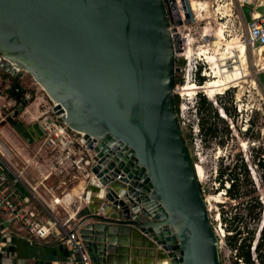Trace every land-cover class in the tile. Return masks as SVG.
<instances>
[{
    "label": "water",
    "instance_id": "1",
    "mask_svg": "<svg viewBox=\"0 0 264 264\" xmlns=\"http://www.w3.org/2000/svg\"><path fill=\"white\" fill-rule=\"evenodd\" d=\"M170 24L165 0H0L1 68L29 73L95 152L74 227L92 264H221L176 111ZM24 110L13 129L30 145L43 133Z\"/></svg>",
    "mask_w": 264,
    "mask_h": 264
},
{
    "label": "rangeland",
    "instance_id": "2",
    "mask_svg": "<svg viewBox=\"0 0 264 264\" xmlns=\"http://www.w3.org/2000/svg\"><path fill=\"white\" fill-rule=\"evenodd\" d=\"M187 1L202 3L205 9L192 11L191 20L183 19L181 30L186 40L195 52L200 46L206 45L211 52L210 55L220 53L228 44L233 46L234 56L226 61V68L232 70L238 60V46L245 44L246 25L255 12L262 11L264 0ZM166 6L167 9L171 8L168 2ZM172 14L170 25L174 27L176 20L174 9ZM245 56L249 69L246 81L241 83V86L228 87L211 100L202 90H196L194 94L186 96L181 91L182 85L188 81L199 84V76L204 77L202 82L204 83L209 78L206 74L211 65L195 53L189 59H185L182 54H177L174 58L177 68L175 78L178 81L174 95L178 104L180 129L191 160L194 164L200 163L204 170L199 184L207 201L209 218L214 231L218 233V230H221L220 233H223V236L219 237L221 264H235L236 261L235 250L227 244L223 217H226L230 225L237 227L243 235L253 233L252 246L259 240L261 224L264 220V179L262 170L257 166V159L264 151V147L258 146V143L264 142V70L257 65L256 54L247 47ZM196 67L199 69L198 73L195 71ZM15 83L32 95V98L24 102L25 106L29 107L28 111L24 113V110L19 115V121L24 125L36 123V118H31V114L38 116L44 110L51 108L53 102L26 71H22V76H19L12 75L3 68L0 69V140L11 148L12 145L8 141L10 137L16 144L13 150L10 149L14 151L13 159L21 165H26V159L34 163L41 159L45 148L40 147L37 142L27 144L13 129L15 121L12 119V114L17 108L14 106V100L21 97L14 99L10 93V88ZM199 97H204L206 100L204 108L202 107V110L204 109L202 115L196 111ZM208 103L213 110H216L218 117L214 116L213 110L209 111ZM238 104L242 106L241 113L237 110ZM224 105L232 110L231 116L224 112L226 118L220 115V112L224 111ZM201 117L212 125L214 136L210 137V134L200 130L198 123ZM247 126L248 130H244ZM241 141L247 143L246 147L241 146ZM27 169L31 174L34 173L31 165ZM245 170L248 171V176L245 175ZM221 171L224 172L222 185L219 184ZM229 177L236 180L231 195L226 193L227 185L231 182ZM215 195L217 198L214 200L212 198ZM252 246L251 258L254 264H260L256 258V251H252Z\"/></svg>",
    "mask_w": 264,
    "mask_h": 264
},
{
    "label": "built area",
    "instance_id": "3",
    "mask_svg": "<svg viewBox=\"0 0 264 264\" xmlns=\"http://www.w3.org/2000/svg\"><path fill=\"white\" fill-rule=\"evenodd\" d=\"M245 45L254 54L261 47H264V8L257 15L253 14L247 23ZM4 61L7 60L0 54V69ZM30 98H32L31 93L25 91L19 99L14 100V106H23V103ZM241 107L239 104L237 105L239 113L242 112ZM36 124L43 133L37 143L40 147L46 148L54 154L55 164L51 172L40 179H36L28 171L27 164L21 165L0 149V214L3 215L4 222L8 225L20 224L25 227L30 235L26 239L31 245L34 243V238H44L53 230L58 231L62 242L67 244L76 256L75 264H92L78 230H75V225H70L72 218L67 217L60 221L54 215L56 207L63 203L62 198L55 197L50 193L49 195L45 194L41 190V186L46 191L48 190L44 185V180L53 171L67 172L77 182L88 181L93 175L91 168L96 163L95 152L85 138V133L71 129L63 121L62 115H57L52 107L44 110L36 117ZM248 126L244 130H248ZM258 144V146L264 147V142ZM258 158L264 162V151L260 153ZM119 177L120 175L117 178ZM85 191V188L82 187L74 196V201L77 202L76 211L83 201L82 195ZM23 193H27L48 215L46 223L37 220L35 211L21 199ZM73 219H75L74 216ZM4 222L2 221V224ZM261 228H264V220ZM10 235L5 233L3 237L10 241L12 238ZM255 248L256 243L252 246L253 252H255ZM239 261V264H244L241 260Z\"/></svg>",
    "mask_w": 264,
    "mask_h": 264
},
{
    "label": "crops",
    "instance_id": "4",
    "mask_svg": "<svg viewBox=\"0 0 264 264\" xmlns=\"http://www.w3.org/2000/svg\"><path fill=\"white\" fill-rule=\"evenodd\" d=\"M40 105V104H39ZM29 107H26L25 112ZM39 110V108L37 109ZM37 116L31 114V118ZM30 118V120H31ZM8 141L12 145L10 149L16 146L8 138ZM14 152V151H13ZM12 152V153H13ZM20 153V151H18ZM41 159L32 162L26 159V164L34 168L33 178L40 179L42 176L47 175L52 171V167L55 164L54 154L45 148V152L41 154ZM44 185L48 189L41 186V190L49 195L52 194L55 197L62 198V205L56 207L54 213L55 217L63 221L67 217H71V226L76 224V220L73 219L76 214V204L74 201L75 192L78 187V182L74 180L67 172L53 171L47 179L44 180ZM80 189H78L79 192ZM90 195V191L87 190V196ZM21 199L25 204L30 206L36 213V218L41 223H46L48 215L42 211V209L35 203V201L27 194L23 193ZM4 222V217L0 214V264H75L76 256L71 252L69 246L62 242L58 231L53 230L44 238H34V243L31 245L27 241V237H30L25 227L20 224L8 225ZM14 232L15 234H13ZM11 234L10 241H7L4 234ZM141 249V248H140ZM140 249L136 248L135 251H139L136 254L138 259H144L148 255H140ZM113 257H118V254ZM135 259V258H134Z\"/></svg>",
    "mask_w": 264,
    "mask_h": 264
},
{
    "label": "bare ground",
    "instance_id": "5",
    "mask_svg": "<svg viewBox=\"0 0 264 264\" xmlns=\"http://www.w3.org/2000/svg\"><path fill=\"white\" fill-rule=\"evenodd\" d=\"M174 6V15L175 19L183 22L187 20H191V12L197 9H201V11H204L205 7L202 3H197L195 1L188 2L187 0H176ZM258 12H255L254 14L257 15ZM183 23L178 26H174L177 30L176 35L178 36V40L180 41L179 48L180 52H177V54H182L185 59H189L192 57V55L195 53L196 55L203 57L205 59V62H208L211 67L208 68V76L209 78L204 81L203 84H197L192 81H188L184 85H182L181 91H183L186 95H192L195 93L196 90H202L210 100L214 98L217 94L222 93L223 90L227 89L230 86H241V83L246 81V77L249 75V69L247 66V58L245 56L246 53V45L241 44L238 46V60H236V65L232 70H229L226 68V61L231 58L233 55V46L227 45L220 53H213L210 55V51L206 45L200 46V48L197 49L195 52L192 48L189 41L186 40V36L182 33L181 27ZM183 28V27H182ZM206 36V34H205ZM264 47H261L258 52H256L257 56V65L260 66L261 69H264ZM233 60V59H232ZM13 66L17 68V70L21 71L19 67H17L14 63H12ZM232 67V66H231ZM260 69V70H261ZM25 71V70H23ZM37 82V81H36ZM38 83V82H37ZM39 84V83H38ZM40 85V84H39ZM41 86V85H40ZM42 87V86H41ZM42 89L46 92V90L42 87ZM47 94V93H46ZM48 95V94H47ZM55 105V103L53 102ZM53 108V106H52ZM222 112V113H221ZM221 116L225 117L224 111H221ZM84 133V132H83ZM246 142L241 141V146L246 147ZM195 171L197 173L198 181L201 180V177L204 175L203 167L200 163L195 164ZM76 193H78V187L76 190ZM216 195L212 199H216ZM207 201H205L206 203ZM221 231V230H220ZM218 230L219 237L223 236V233Z\"/></svg>",
    "mask_w": 264,
    "mask_h": 264
},
{
    "label": "trees",
    "instance_id": "6",
    "mask_svg": "<svg viewBox=\"0 0 264 264\" xmlns=\"http://www.w3.org/2000/svg\"><path fill=\"white\" fill-rule=\"evenodd\" d=\"M203 80L204 77L199 76V80H198L199 85L203 84L202 83ZM174 83L175 85L178 83L176 78L174 79ZM19 89H20L19 91H18V87H13L10 89V93L14 99L19 98L25 92L24 88L20 87ZM205 103L206 100L204 99V97H199L196 111L199 112L200 115H202V111L204 110V109L202 110V107L204 108ZM25 105L26 104L23 103V106ZM175 105H176V111L178 112V104L176 99H175ZM208 109L209 111L213 110L210 104ZM223 109L227 115L229 116L232 115V110L229 109L227 106L224 105ZM213 114L215 117H218L216 110H213ZM198 124L200 125V130L203 133L210 134V137L215 135L212 125L208 121H204L203 117L199 119ZM257 166L262 170V177L264 179V162H262L259 158L257 159ZM245 175L248 176L247 170H245ZM223 176H224V172L221 171L219 174L220 185H222L223 183V178H222ZM229 180L231 182L229 183V187H227L226 189V193H229L231 195L232 190L236 186L235 183L236 180L232 177H229ZM223 222L225 225L224 229L227 232V234L225 235L227 239V244L229 245L230 248L235 250V256H236L235 264H239L240 261H237L238 259L241 260L244 264H254V261L251 258V246H252V241L254 239L253 233H251L250 235L249 233H247V236L243 235L240 230H237V227H232L230 225V222L226 217H223ZM255 251H256V258L258 259L259 263L264 264V228H262L261 230V235L259 236V240L256 243Z\"/></svg>",
    "mask_w": 264,
    "mask_h": 264
},
{
    "label": "flooded vegetation",
    "instance_id": "7",
    "mask_svg": "<svg viewBox=\"0 0 264 264\" xmlns=\"http://www.w3.org/2000/svg\"><path fill=\"white\" fill-rule=\"evenodd\" d=\"M169 0H165V5H167V2H168ZM167 7V6H166ZM169 7H170V5H169ZM167 11H168V15H169V19H170V21H171V23H172V19H173V17H172V11H171V8H169V9H167ZM16 84V83H15ZM15 84H14V86L13 87H15ZM12 87V88H13ZM11 89V88H10ZM20 89H18V91H19ZM26 126H29V125H26Z\"/></svg>",
    "mask_w": 264,
    "mask_h": 264
},
{
    "label": "clouds",
    "instance_id": "8",
    "mask_svg": "<svg viewBox=\"0 0 264 264\" xmlns=\"http://www.w3.org/2000/svg\"><path fill=\"white\" fill-rule=\"evenodd\" d=\"M188 61H189V60H188ZM195 71L198 73V71H199L198 67H196ZM196 109H197V108H196ZM227 187H229V186L227 185Z\"/></svg>",
    "mask_w": 264,
    "mask_h": 264
}]
</instances>
